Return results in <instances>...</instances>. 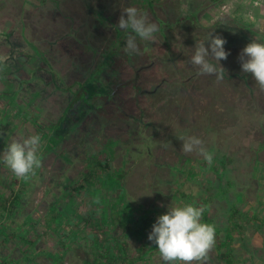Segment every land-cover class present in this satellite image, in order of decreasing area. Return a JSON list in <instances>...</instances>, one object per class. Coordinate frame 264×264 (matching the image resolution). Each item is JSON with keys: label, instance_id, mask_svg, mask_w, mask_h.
<instances>
[{"label": "rangeland", "instance_id": "obj_1", "mask_svg": "<svg viewBox=\"0 0 264 264\" xmlns=\"http://www.w3.org/2000/svg\"><path fill=\"white\" fill-rule=\"evenodd\" d=\"M127 7L159 27L155 42L136 37L138 54L125 51L131 30L118 27ZM210 33L224 38L230 53L220 61L219 82L190 62L196 44L208 47ZM254 40L264 43V0H0V155L13 140L42 135L41 167L26 186L20 228L33 223L30 238L42 237L38 244L55 252L59 238L45 233L43 220L51 204L60 198L59 211L83 214L92 199L100 201L101 214L115 211L107 199L120 187L129 200L126 216L130 208L167 214L170 206L191 204L222 229L232 228L233 202L248 214L247 222L238 221L242 233L231 231L234 264H264V90L240 60ZM93 76L108 89L76 98ZM69 106L73 111L54 133L55 143L51 137L46 143L44 135ZM190 136L204 141L211 165L182 151L180 138ZM89 157L110 165L97 167L92 177L104 197L94 193L92 181L90 192L78 189L86 183ZM15 177L0 158L1 193L10 194ZM148 236L145 241L155 244ZM128 242L137 255L136 240ZM21 247L29 249L0 235L1 255L24 262ZM46 258L26 264H52ZM149 264L166 262L158 253ZM207 264L227 261L213 250Z\"/></svg>", "mask_w": 264, "mask_h": 264}, {"label": "trees", "instance_id": "obj_2", "mask_svg": "<svg viewBox=\"0 0 264 264\" xmlns=\"http://www.w3.org/2000/svg\"><path fill=\"white\" fill-rule=\"evenodd\" d=\"M6 59L7 58L4 60ZM100 80L101 79L94 78V76L90 77L86 82L80 85L81 87L76 98H79L81 101L89 100L93 96L104 92L102 90L108 89V83L104 82V84H101ZM1 96L2 94L0 93V98ZM70 106L67 108L60 122L50 126V133L47 135L43 134L45 136V140H47L46 143L50 141L49 137H51V141H54L55 143L53 138L54 133L57 128L61 126V123L66 120L68 113L73 111V108ZM3 117L2 120H0V125L5 122ZM40 137H42V135ZM38 158L40 160L42 158L41 151L38 152ZM89 158L88 167L90 168L84 174L86 178L84 182L86 183L80 185L78 189L80 190L81 195L85 190L86 192H90L91 190H87V186L89 185L90 187V183L92 181L95 186L94 193L97 194L99 191V195L104 197L105 195H103L101 189L96 186L98 184V180L92 177L99 174L96 172L97 167L107 168L110 167V165L103 164L101 161L96 160L93 157ZM114 175V182L121 184V179L117 178V172H115ZM33 176L34 175L30 174L27 178L15 177L9 185L10 194L6 195V193L0 192V235L3 236L4 239L12 238L19 246L27 245L29 247L28 251L25 252H23L24 248L21 247L24 255V262L16 261L15 258L11 256H4L0 254V264L31 263L38 256H45L49 258L53 264H65L66 262H69V264H75L74 262L69 261L67 256L71 251H75V253L79 251V248H76L74 245L76 242L81 244L87 235H91V238L86 241L89 246L84 249L86 254L84 257L82 256L81 264H136L137 261L140 260H143L144 264H149L150 259L159 253L157 245H149L145 241V237L149 235V231H151L153 225L156 223L157 218L163 215L164 212L158 211V209L138 211L137 209L130 208L131 211L129 212V215H124V208H127L129 200L125 199L126 192L123 187L111 190L114 196L109 195L108 199L106 197L111 206L118 207L119 210L114 211L112 208L111 210L106 208L108 212L104 213V211L102 214L100 212V210H102V206H99L100 201L97 205H94L93 200L90 198L89 199L92 201V206H90L92 208L83 214L80 213L78 209L75 211V209L70 207L59 211L58 206L61 203L59 200L60 198L54 201L49 207L48 212L44 214L43 220L45 221L46 227L45 233L47 235L54 234L58 237L60 239L62 250L56 253L47 252L41 247V245L38 244L37 239L39 237L30 238L32 234L31 231H34L35 229V225L32 221V225L30 226L29 224L28 228H20L22 227V223H20L19 218L25 215V212H22L25 210V206L23 204V200L26 195L25 189ZM73 182L74 181H72V183ZM104 186L105 185H103V187ZM139 212H142L143 214H140V218H136L134 215ZM247 215V213L237 208L236 204L232 202V206L229 210V221L232 224V228L228 227L225 229L218 227L210 216L206 214H203L202 216L203 223L215 226L216 245L213 250H215L220 257L225 255L227 264H234V236L231 231L239 230L242 233L243 227L238 221L240 220L243 223L247 222ZM258 219L259 218H255L257 221ZM99 220L101 223H98ZM261 221L264 224V220ZM87 228H91V231H88ZM118 228H120V230H118ZM223 231L225 232V236L222 237L221 234ZM83 233L84 236H82ZM41 238H39L40 241ZM130 239L136 240L137 248L135 251L137 255H133L128 242ZM71 243L73 245H71Z\"/></svg>", "mask_w": 264, "mask_h": 264}, {"label": "clouds", "instance_id": "obj_3", "mask_svg": "<svg viewBox=\"0 0 264 264\" xmlns=\"http://www.w3.org/2000/svg\"><path fill=\"white\" fill-rule=\"evenodd\" d=\"M118 27L131 30L125 48L130 55L140 52L136 43L137 36L142 40L155 42L154 34L159 31L158 25L149 22L147 14L141 13L136 7L123 9ZM207 42L208 47L205 42L196 44V51L190 62L199 67V74L215 75L217 82L222 81L225 69L220 65V61L226 60L230 54L224 47L227 41L210 33ZM211 60L217 61L220 67ZM240 60L243 72L252 74L261 90H264V43L255 40L249 43L242 50ZM180 140L183 141L184 153L196 152L202 155L209 165L212 164L213 154L205 148L201 138L190 136L181 137ZM40 144L39 135H32L20 141L13 140L0 158L16 177L27 178L30 174H35L36 168L41 167V160L38 158ZM203 213V207L187 204L182 207L170 206L167 214L157 218L148 239L157 245L166 264H207L216 245V228L202 222Z\"/></svg>", "mask_w": 264, "mask_h": 264}, {"label": "crops", "instance_id": "obj_4", "mask_svg": "<svg viewBox=\"0 0 264 264\" xmlns=\"http://www.w3.org/2000/svg\"><path fill=\"white\" fill-rule=\"evenodd\" d=\"M77 209H75V211H76ZM87 230L88 231H90L91 230V228H87ZM49 235H51V234H49ZM53 236V235H52ZM90 238H91V235H87V237L84 239V240H90ZM71 245H73L72 243H71ZM76 248H79V251H80V253H75V251H71V252H69V254H68V256H67V258H68V260L69 261H71V262H74V263H77V262H81L82 261V256L84 257V255L86 254V251L84 250L85 248H87L88 246H89V244H86V245H84V246H82V244H80V243H78V242H76V244L74 245ZM56 248H54V250H55V253L56 252H60L61 250H62V246L60 245V239H59V242H58V245L57 246H55ZM57 249V250H56ZM46 258V257H45ZM47 259V258H46ZM35 261V259L33 260V262ZM48 261L50 262V263H52V261L48 258ZM53 264V263H52Z\"/></svg>", "mask_w": 264, "mask_h": 264}]
</instances>
